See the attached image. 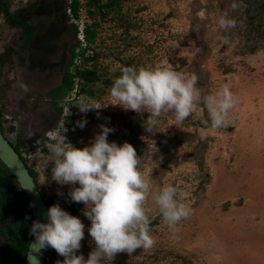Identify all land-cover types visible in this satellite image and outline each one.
<instances>
[{
	"label": "rangeland",
	"instance_id": "obj_1",
	"mask_svg": "<svg viewBox=\"0 0 264 264\" xmlns=\"http://www.w3.org/2000/svg\"><path fill=\"white\" fill-rule=\"evenodd\" d=\"M78 1L75 17L66 8L70 0H40L44 5L41 14L53 16L58 10L64 15L57 38L62 45L57 53L62 71L69 60L68 47L79 40L74 52L85 48L84 56L90 59L84 61L76 55L73 64L93 69L98 75L87 83L74 77L72 90L57 103L46 94L60 83L57 65L49 60L50 64L37 67L27 61L28 56L23 63L12 50L6 51L8 45L18 48L15 40L21 31L0 11V125L5 137L22 153L29 150L25 161L44 200L50 205L58 203L84 223L78 254L86 259L92 250L87 231L90 221L83 215L84 205L67 196L69 186L51 181L50 167L44 172L47 149L37 143L47 139L67 108L71 115L66 118V137L73 146L89 144L100 131V124L113 127L115 131L109 133L108 140L118 145L130 143L145 171L158 164L151 173L154 189L172 184L191 207L189 217L173 232L149 199L146 208L153 217L150 227L154 246L138 249L130 256L118 254L113 262L105 259L102 264H264V0H100L101 4L110 1L113 5L102 11L91 5L93 15L86 7L88 0ZM28 2L32 0H9V11ZM233 3L240 5L236 11L231 8ZM225 13L237 21V26L227 32L216 24ZM85 26L94 33L88 42L82 37ZM167 64L195 74L198 87L206 94L229 87L238 102L230 111L228 127L212 129L194 123L207 119L202 104L179 127L173 114H167L152 133L142 126L147 113L141 117L111 104L80 113L75 105L69 106L82 96L99 104L109 103L112 80L124 66ZM21 82L27 85V91L19 87ZM55 106H61L62 112H56ZM80 119L87 120L83 129L75 124ZM43 174L50 183L40 185ZM2 217L8 225L10 214L2 213ZM13 221L18 224L21 219L14 215ZM13 240L8 251L13 260L19 261L27 235L22 233Z\"/></svg>",
	"mask_w": 264,
	"mask_h": 264
},
{
	"label": "clouds",
	"instance_id": "obj_2",
	"mask_svg": "<svg viewBox=\"0 0 264 264\" xmlns=\"http://www.w3.org/2000/svg\"><path fill=\"white\" fill-rule=\"evenodd\" d=\"M239 7L237 3L231 5L233 11ZM216 24L227 32L237 26V21L225 13L217 18ZM19 87L28 90L22 82ZM109 97V103L99 104L91 97L82 96L72 105L78 107L80 113L99 110L109 104L125 111L132 110L141 117L147 113L142 126L152 133L167 114H173L174 124L179 127L201 104L208 114L205 126L226 128L230 123V111L238 102L227 86L206 94L198 87L195 74L177 71L171 64L122 67L120 75L112 80ZM70 115L67 108L57 126L47 133V139L37 143L47 149L44 172L50 167L51 181L69 186L67 196L72 202L84 205L83 215L90 221L87 231L93 247L86 259L78 254L85 225L79 217L53 203L44 213L46 222L33 220L29 227L34 237L32 248L35 251L54 249L63 257L56 264H102L105 259L113 262L121 253L130 256L138 249H151L156 241L151 235L153 217L146 208L149 199L163 223L173 232L178 231L180 222L191 214V207L172 184L154 189L151 173L158 164L154 163L145 171L140 155L130 143L118 145L108 140L109 133L115 129L107 124L99 125L100 131L89 144L82 148L73 146L66 137L69 131L66 118ZM75 124L83 129L87 120L80 119ZM201 138L205 139L206 135ZM47 183L50 181L43 174L40 185ZM28 259L32 264L35 257L31 255Z\"/></svg>",
	"mask_w": 264,
	"mask_h": 264
},
{
	"label": "trees",
	"instance_id": "obj_3",
	"mask_svg": "<svg viewBox=\"0 0 264 264\" xmlns=\"http://www.w3.org/2000/svg\"><path fill=\"white\" fill-rule=\"evenodd\" d=\"M110 1L106 2L105 4H101L100 0H88L86 3V7L87 9H90L88 10L89 14L93 15L94 10L93 9L91 10V5L96 6L98 11H102L104 7L105 8L112 7L113 3H111ZM36 3L37 2L35 1L30 6H33ZM78 7H79L78 0H70L69 6L66 8L68 9L69 12H71L73 16L76 17ZM0 11L4 14L5 18L7 19V21L11 26H13L14 24L22 23V21L19 19L20 16L16 13V11L14 12L9 11V0H0ZM25 29L28 32L27 37H31V34L29 33L30 30H32L31 25L28 27L25 26ZM73 31L74 34L77 33V26L74 25ZM83 36L87 42L93 39L94 33L93 31H91L90 26H85L83 28ZM79 45H80L79 40H76L74 43H72V45L68 47V51L70 55H69V60L67 61V64L64 65V69L62 71L61 83L57 87L47 91V95L53 100L54 103H57L58 99L61 98L63 99L66 96V94L72 90L74 77L82 78L85 80L86 83L92 82L98 77L95 70L88 68L80 69L77 65L73 64V58L76 55H80L81 57H83L84 61H88L90 59L89 56H84L85 48H81L77 52H74L75 48H78ZM11 50H12L11 46L8 45L6 47V51L11 52ZM72 64L74 66V70L70 69V65ZM108 81L110 82V80ZM82 89L83 88H81V90ZM72 103L73 102L71 101L69 106H72ZM62 109L63 108L61 106H55V110L58 113H60ZM204 121L201 119L193 120V122L196 123L197 125L205 127ZM0 130L3 133L1 125H0ZM11 145L18 152V154L23 159V161H25L26 159L24 155L30 154L29 152L26 153V151L29 150L25 149L24 150L25 153H22L18 145L13 143H11ZM27 167L30 174L33 176V170L28 165ZM55 198H56L55 196L52 197L50 201H53ZM46 204L48 205V207L50 206L48 202H46ZM2 213L10 214L11 220L7 222L8 225L5 224L7 220H5L2 217ZM14 215H16V217H19L21 219L20 223L18 224L14 223L13 221ZM26 217H31V219H26ZM0 220H2L3 222L0 223V235L2 236V238H0V264H22L26 253V248L30 240L29 227L33 221L32 211L29 201L25 196L23 190L20 188L17 180L8 170V168L3 164V162H1V160H0ZM22 233L24 234V236L27 235L26 248L21 256V260L15 261L13 260L8 250L11 246V242L14 241L13 238L16 237L20 238ZM57 260H58V256L55 250L48 247L44 259V264H56Z\"/></svg>",
	"mask_w": 264,
	"mask_h": 264
},
{
	"label": "flooded vegetation",
	"instance_id": "obj_4",
	"mask_svg": "<svg viewBox=\"0 0 264 264\" xmlns=\"http://www.w3.org/2000/svg\"><path fill=\"white\" fill-rule=\"evenodd\" d=\"M35 1H37L36 4L39 6L36 10L34 8V10L31 11L30 9L36 4L33 6L30 5ZM34 2L32 0V2L26 3L25 7H17L11 11H16L20 16L19 19L22 21L20 24L13 25V27L18 28L21 33L17 35V40H15V43H19V46L17 49L13 48L11 53L19 60L21 59V62L23 61V63H26L28 61L36 63L37 67L44 66L45 63H49L50 60L57 65V69L61 72L62 77V60L57 55L58 50L62 49V45H60V42L58 43L57 38H59L63 28L62 22L64 15L58 10L52 14L53 16H50L47 13L41 14V6L44 8V5L40 4V0H34ZM52 7H54L52 9H57L56 6ZM50 17H54V19H48ZM30 25L32 27V30L29 32L31 37H27L28 32L25 29V26L28 27ZM27 56L29 59L26 61ZM51 89L49 88L48 91Z\"/></svg>",
	"mask_w": 264,
	"mask_h": 264
},
{
	"label": "water",
	"instance_id": "obj_5",
	"mask_svg": "<svg viewBox=\"0 0 264 264\" xmlns=\"http://www.w3.org/2000/svg\"><path fill=\"white\" fill-rule=\"evenodd\" d=\"M0 160L15 177L20 188L23 190L25 196L27 197L31 207L33 220H41V222H46V217H44V213L46 212L48 205L42 197V194L38 189L36 181L30 174L26 163L20 157L18 152L13 148V146L11 145L9 140L4 136L1 130ZM33 242L34 237L30 235V240L28 242L22 264H30L28 257L31 255L35 257V259L32 261V264H44V259L48 248L41 249L40 251H35L32 248Z\"/></svg>",
	"mask_w": 264,
	"mask_h": 264
},
{
	"label": "built area",
	"instance_id": "obj_6",
	"mask_svg": "<svg viewBox=\"0 0 264 264\" xmlns=\"http://www.w3.org/2000/svg\"><path fill=\"white\" fill-rule=\"evenodd\" d=\"M24 156H25V158H26V156H27V157H29V156H30V154H26V155H24Z\"/></svg>",
	"mask_w": 264,
	"mask_h": 264
}]
</instances>
